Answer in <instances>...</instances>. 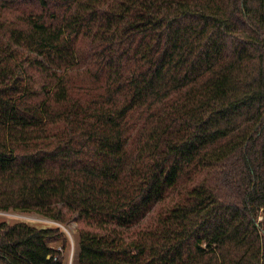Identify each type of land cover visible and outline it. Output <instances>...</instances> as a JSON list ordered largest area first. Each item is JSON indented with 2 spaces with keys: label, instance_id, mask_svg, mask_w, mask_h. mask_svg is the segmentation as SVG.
<instances>
[{
  "label": "trees",
  "instance_id": "obj_1",
  "mask_svg": "<svg viewBox=\"0 0 264 264\" xmlns=\"http://www.w3.org/2000/svg\"><path fill=\"white\" fill-rule=\"evenodd\" d=\"M0 211L77 264H264V0H0ZM70 247L0 220V264Z\"/></svg>",
  "mask_w": 264,
  "mask_h": 264
},
{
  "label": "rangeland",
  "instance_id": "obj_2",
  "mask_svg": "<svg viewBox=\"0 0 264 264\" xmlns=\"http://www.w3.org/2000/svg\"><path fill=\"white\" fill-rule=\"evenodd\" d=\"M0 220H8L9 222L26 221L32 225L44 227L53 225L59 226L68 235L71 243V247L65 253L66 264H77L75 243V236L77 235V229L79 227L77 222H71L68 225H62L38 213L22 211H0Z\"/></svg>",
  "mask_w": 264,
  "mask_h": 264
}]
</instances>
